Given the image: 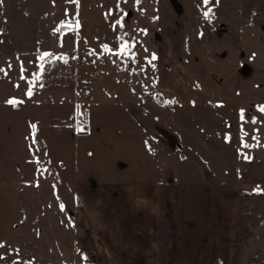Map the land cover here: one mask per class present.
I'll list each match as a JSON object with an SVG mask.
<instances>
[{"label":"rangeland","instance_id":"1","mask_svg":"<svg viewBox=\"0 0 264 264\" xmlns=\"http://www.w3.org/2000/svg\"><path fill=\"white\" fill-rule=\"evenodd\" d=\"M157 4L3 0L0 264H104L99 238L86 232L99 220L93 192L154 177L233 187L242 261L264 264V0H240L235 25L205 16L212 4L197 19L155 24ZM62 24L72 27L56 32ZM118 38L134 59L115 55ZM43 52L51 55L41 61Z\"/></svg>","mask_w":264,"mask_h":264},{"label":"crops","instance_id":"2","mask_svg":"<svg viewBox=\"0 0 264 264\" xmlns=\"http://www.w3.org/2000/svg\"><path fill=\"white\" fill-rule=\"evenodd\" d=\"M159 1L161 6L154 7L150 18L155 24L197 19L199 7L210 4L208 18L230 20L234 25L239 20L240 0L215 6L212 0L209 4L203 0ZM147 182L126 180L102 187L100 195L93 192L89 202L100 221L89 225V220L91 229L86 232L91 240L99 238L102 263L244 264L239 196L233 187L189 177L177 181L154 177Z\"/></svg>","mask_w":264,"mask_h":264},{"label":"snow or ice","instance_id":"3","mask_svg":"<svg viewBox=\"0 0 264 264\" xmlns=\"http://www.w3.org/2000/svg\"><path fill=\"white\" fill-rule=\"evenodd\" d=\"M203 2H204V4H209L210 0H203ZM2 4H3V0H0V5H2ZM207 15H209V13H208V12H205V16H207ZM116 23H117L118 25H120V24H121V21L118 20ZM121 26H122V25H121ZM64 27L71 28L72 26H71V24H62V25H61V28H57L55 31H56V32H60L61 29L64 28ZM75 27H76L77 29L80 27L78 21L76 22V26H75ZM118 39H119V41H120V51L116 52L115 55H118V56H119V55H125V56H128L130 59H134V58H135L134 53H132V52L129 51V50L133 47V45H132L131 43H128V42L123 41L122 38H118ZM61 46H63V44H61ZM103 48H104V50H105L106 52H111V49H109L107 45H104ZM88 54H89V55H95V52H94V51H90ZM50 55H51V53H49V52H43V53L41 54V56L39 57V59H40L41 61H43L46 57H48V56H50ZM156 59H157V57L155 56V54H153L152 57H151V60L149 61V63H151V61H154V60H156ZM64 62L67 63V60H65ZM9 67H11V65H9ZM153 67H154V65H153ZM39 68H40V71L37 72V73H34V74H33V75H34L33 84H35L37 81H39L41 75L43 74V71H44V69H45L44 64L41 63V64L39 65ZM25 71H26V69L24 68L23 65H21V73H23V72H25ZM0 72H3L5 75H7V72H6L4 69H0ZM20 79H22V80L25 79L24 75H21ZM17 87H19V85H17ZM41 87H42V85H41ZM133 91H134V90H133ZM26 95H27L29 98H31V97L33 96V90H32V88H29V89H28V91L26 92ZM6 103H7L8 105H10V106L17 107V106H19V105H22V104L24 103V101H23V100H18V99H16V98H12V99H8V100L6 101ZM165 103H168V104H175V103H177V101L172 100V101H166ZM261 111L264 112V108H262ZM252 122L255 123L256 121H252ZM36 129H37V125H36V124H32V125H31V130H32L33 135L35 134ZM80 130L83 131V129H80ZM36 142H37V141L34 139V140H33V144H35ZM243 146H244V148L252 147V146L249 145V144H244ZM245 159H250V158H249L247 155H245ZM42 162H43V161L40 160V159H38V160L36 161L37 164L42 163ZM40 171L43 173V172H46V171H48V170H47V169H40ZM35 186L39 187L40 185H39V183L37 182V183L35 184ZM257 194L264 195V191H261L260 189H257ZM60 208H61V210H63L64 205L61 204V205H60ZM5 247H6V246H5L3 243H0V251L4 250ZM14 251H15V250H14ZM6 258H7V257H6L5 255H0V259H6ZM12 264H24V262L13 260V261H12Z\"/></svg>","mask_w":264,"mask_h":264},{"label":"trees","instance_id":"4","mask_svg":"<svg viewBox=\"0 0 264 264\" xmlns=\"http://www.w3.org/2000/svg\"><path fill=\"white\" fill-rule=\"evenodd\" d=\"M157 99H158V101H159L161 104H165V102H166V101H163V100L159 99L158 97H157Z\"/></svg>","mask_w":264,"mask_h":264}]
</instances>
